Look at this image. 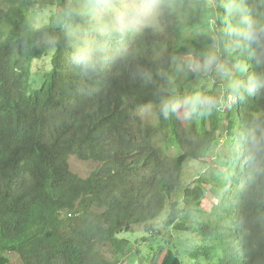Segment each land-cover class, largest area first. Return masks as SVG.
<instances>
[{
    "label": "trees",
    "instance_id": "trees-1",
    "mask_svg": "<svg viewBox=\"0 0 264 264\" xmlns=\"http://www.w3.org/2000/svg\"><path fill=\"white\" fill-rule=\"evenodd\" d=\"M210 1L174 0L156 29L122 33L70 15L88 0H58L50 69L35 85L44 0H0V264H264V89H237L233 103L186 122L161 110L199 75L187 58L219 36L221 60L246 65L224 77L223 96L233 76L247 83L261 70L259 50L229 31L230 0ZM98 36L107 58L85 70L74 54ZM70 157L98 167L80 177ZM192 162L204 167L188 186Z\"/></svg>",
    "mask_w": 264,
    "mask_h": 264
},
{
    "label": "clouds",
    "instance_id": "clouds-1",
    "mask_svg": "<svg viewBox=\"0 0 264 264\" xmlns=\"http://www.w3.org/2000/svg\"><path fill=\"white\" fill-rule=\"evenodd\" d=\"M260 3L264 5V0H260ZM173 7L174 0H88L70 15L96 17L101 13L114 11L117 22L120 24V31L135 33L146 29H156L161 16ZM227 9L237 20L235 26L230 27L229 30L237 38L236 46L240 47L243 42L245 49L259 50L260 58L257 63L261 70L256 75L250 76L247 83L233 76L224 88L226 96L217 97L201 92H194L183 97L176 93L171 94L161 104V110L166 118L170 110L184 119L192 115L201 116L213 107L223 108L225 104L233 103L237 89H242L247 94H251L256 89H264V10L253 11L247 6L245 0H230ZM120 21L123 22L120 23ZM222 45L223 37L219 36L213 50L204 55L203 63H198L197 60L189 57L186 60L187 68L196 69L200 73L226 76L231 72V67L221 60V52L225 50ZM106 52L104 41L98 36L78 47L74 59L85 70H95L97 65L107 58ZM235 68L237 73L243 74L246 65L238 61ZM147 79H151L150 75Z\"/></svg>",
    "mask_w": 264,
    "mask_h": 264
},
{
    "label": "rangeland",
    "instance_id": "rangeland-1",
    "mask_svg": "<svg viewBox=\"0 0 264 264\" xmlns=\"http://www.w3.org/2000/svg\"><path fill=\"white\" fill-rule=\"evenodd\" d=\"M208 1L211 4V1L210 0ZM57 3H58V0H44V5L41 6V8L35 14V17H34V26L38 29V43L40 47H43L46 53L43 59L33 63L32 71H33V80H34L35 85L39 83L43 75L46 74V72H48L50 69V59L54 52L53 44L55 41V33L48 31L46 28L48 26V23L50 22L51 16H54L52 14L57 10V5H56ZM97 17L100 21H103V19L105 18L110 20V25L105 26V28L109 26H113V27H118V29H120V24H118L117 22V17L115 16L114 11H110L108 13H101ZM122 22L123 21H120V23ZM212 50H213V47L212 49L209 50V52ZM195 60H197L198 63H203L204 57H200ZM235 65L236 64H232L230 66L231 67L230 73H233L236 70ZM192 70L197 71L196 69H192ZM198 74H199L198 77H196L193 81H191L185 86V89H184L185 95H188L194 92H201L204 94L213 95L217 97H220L223 95L220 83L222 82L225 76H222L220 74H215V73L198 72ZM143 112L146 114L145 116L146 120L150 121L154 119L153 109L151 110V108H147V109H144ZM183 121L186 122L187 119L183 118ZM220 150H221V147H220ZM204 162L207 164L210 162V159H205ZM69 166L73 173L77 174L80 177H87L93 170H95L98 167V164L93 161H87V160L83 161V160H78L75 157H70ZM203 167H204L203 163H196V162L190 163L185 169V174H184L185 184L188 186H193L194 177L202 170ZM155 224H157L158 228L160 229L163 228L161 226L160 219L156 221ZM133 231H134V235L133 234L132 235L139 237L142 234V225L135 226L133 228ZM162 231L164 232V234H167L165 230H162ZM171 235L174 238H177L175 233H171ZM180 237L182 239L187 238L189 240H198L199 238V236L195 234H190V233H186ZM181 256L184 257V260L187 263L190 261L187 251L182 253ZM124 264H130V263L127 261Z\"/></svg>",
    "mask_w": 264,
    "mask_h": 264
}]
</instances>
